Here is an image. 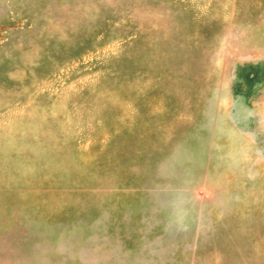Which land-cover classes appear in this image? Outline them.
Returning a JSON list of instances; mask_svg holds the SVG:
<instances>
[{
	"label": "rangeland",
	"instance_id": "1",
	"mask_svg": "<svg viewBox=\"0 0 264 264\" xmlns=\"http://www.w3.org/2000/svg\"><path fill=\"white\" fill-rule=\"evenodd\" d=\"M0 264H264V0H0Z\"/></svg>",
	"mask_w": 264,
	"mask_h": 264
}]
</instances>
